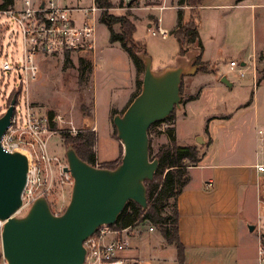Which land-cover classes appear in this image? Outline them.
<instances>
[{"label":"crops","instance_id":"crops-1","mask_svg":"<svg viewBox=\"0 0 264 264\" xmlns=\"http://www.w3.org/2000/svg\"><path fill=\"white\" fill-rule=\"evenodd\" d=\"M116 1L111 0L112 8L109 9H112L109 13L114 15H117L115 11L119 9L113 7ZM135 1L129 0V3ZM137 1H139V5L136 7L126 6L125 2L123 5V9L127 11L124 14L135 24V31L132 34L134 42H142L141 38L135 37L137 33L136 22L143 23L144 28L149 32L150 25L157 18H160V25L170 33L166 38L160 37L164 41L161 46L163 55L158 60L156 67L152 68L154 73L181 67L187 70L188 75L209 74L212 79L210 80L211 83L208 84L226 91L233 88V81L226 78L223 67L225 60H227V65L230 60H233L241 67L243 64H247V66L253 65L256 71L257 87L260 85L262 88L261 84L264 82V0H202L197 10L195 22L202 44L201 59L203 62H207L210 66H213V71H198L196 73L189 72V70L195 69V66L192 64L193 53H188L183 57L177 56L179 44L174 34H172V31L176 28L177 16L172 19L170 25L164 26V18L156 11L157 9L160 11L172 9L178 12L179 0ZM60 5L85 8L66 3H60ZM160 7L163 8L160 9ZM199 10L204 12L203 16L199 15ZM149 15L152 18H149ZM99 16L96 14L97 24L99 23ZM188 17L189 13L182 11V22H187ZM115 26L114 29L116 30ZM106 30L109 45L118 44L121 47L118 42H109L107 27ZM243 33L244 38L242 37ZM96 39L97 36L95 34V46ZM145 41L146 52L148 57H150L149 45L146 39ZM104 47L108 48L105 42ZM103 52V50L100 51L99 60L103 56ZM124 53L126 54L125 57L128 58V71L129 73L131 72V75L127 82L122 83L116 73L113 81H111L113 89L125 88L126 92L124 94L117 96L116 101H114L112 90H108L107 88L105 90H97V78L100 72L98 71L99 65L95 61L94 51L85 54V56H80L86 62H89L90 69L87 81L82 90L79 91L77 100L72 101L75 107L65 110L68 117V119H65L66 121L76 122L78 126L88 127L90 131H92V127H95V131H92L95 135L94 153L95 142L100 129L99 114L101 113L102 124L107 129L110 143L115 145L114 148L112 146V156L103 157L102 160H98L95 155V160L101 163L102 161H115L120 157L121 143L112 136L110 111L115 110L119 114L118 112L124 110L136 89L135 79L137 74L133 66L132 75L130 66L132 62L127 53L125 51ZM150 59L152 67L154 57L152 56ZM73 70H75V75L77 76V70L75 68ZM240 70L242 72H250L247 68L243 67ZM257 70H259L260 75H258ZM243 76L240 77L243 78ZM222 77L226 78L229 85L221 82L220 79ZM249 81H251V78L248 73L247 78L241 82L247 84ZM239 86L242 85L240 84ZM200 93L192 94L189 91V86L185 87L186 99L190 96L197 97L193 100L186 101L185 99L183 106L185 110H182L184 117L188 115L186 107L189 103L198 100ZM252 105H254V101ZM245 111L236 110L231 115L215 119L217 121L213 125L214 133L210 130L200 135L196 133L194 138L200 137L203 140L202 143H198L197 140L193 139V141L183 144L196 145L199 150L200 159L197 163L188 167L189 180L177 197L178 236L183 245L184 253L181 264H249V262L241 259L239 251L242 250L243 246L246 247V241L249 236V233L246 232V226L256 221L260 207L259 201L264 199V174L257 172L254 168L255 164H264V147L257 149L262 144V138L259 137L257 139V131L255 129L256 125L264 127V116H259L257 110H251V116L247 117L243 114ZM179 117L176 115L171 125L174 127L177 144L176 127ZM231 117L240 122V124L233 126V133L229 132L228 129ZM250 120H252V124ZM251 126L252 129L254 128L255 145V149L252 152L244 149L241 145L242 136L247 133L248 135L250 134ZM228 140L231 142L229 146H217L220 142ZM208 183H210L209 186L207 185ZM255 213L256 217L254 218ZM150 226L148 224V227ZM150 232H155L154 228ZM141 237L142 234L128 240L129 246L124 254H126V258H131L130 260L134 259L138 264H149L136 256L139 251L138 246L140 245ZM176 253V259L179 261L178 252Z\"/></svg>","mask_w":264,"mask_h":264},{"label":"rangeland","instance_id":"rangeland-1","mask_svg":"<svg viewBox=\"0 0 264 264\" xmlns=\"http://www.w3.org/2000/svg\"><path fill=\"white\" fill-rule=\"evenodd\" d=\"M221 1V0H215ZM224 1V0H223ZM60 3H66L68 5H78L79 7H91L93 5V0H57ZM185 3L187 8H180L183 12H188L189 17L187 22H183L184 24L189 23L192 20V12L196 16L197 10L199 6L197 4ZM123 5L120 0H117L113 7L119 8L122 10L115 11L117 16L123 15L127 11L123 9ZM139 1H135L133 6H138ZM183 5V4H179ZM109 10L108 12H111ZM157 13H160L164 18V26L170 25L172 19L177 16V11L172 9H164V10H156ZM96 14L98 16L101 14V11H97ZM193 15V16H194ZM199 15H204L202 10H199ZM73 16L76 20L80 21L82 19L81 13H73ZM151 15H149V18ZM152 18V17H151ZM195 18V17H194ZM195 20V19H194ZM4 23L2 29L0 31V63L3 59H7L11 64L15 62L18 65L23 64V46H22V38H21V28L20 25L14 19L10 17H1L0 23ZM222 24V23H221ZM137 25V33L135 37L141 38L143 43H146L145 39L149 45V54L150 57H154V61L151 67L155 68L158 60L162 57L161 46L163 44V40L159 35H152L150 31H146L143 23L136 22ZM96 31L95 34L97 36L96 46L94 48L95 51V61L97 62L98 71L100 72L99 77L97 78L98 88L97 90H108L113 91V100L116 101L117 96H120L126 92L125 88L113 89L111 81L115 77L116 73L118 74L119 80L122 83L128 81L130 77V73L128 71V58L125 57L124 50L119 47V45H109L107 41V30L103 23H96ZM116 30H118L119 25L115 26ZM244 32V31H243ZM170 35L168 31V36ZM244 33L242 34L243 37ZM244 38V37H243ZM108 45L106 49L104 47ZM157 48L155 50V48ZM103 50V56L99 60V53ZM85 54V53H83ZM82 54V55H83ZM80 55V56H82ZM79 55L70 56L69 60L64 57L58 56L53 58H46L43 63H41V74L40 77L25 87V95L26 99L36 108L40 113H45L49 117L60 115L62 117V121H57L55 124V133L52 134L47 142V152L49 155H55L60 158L65 157V151L67 148L63 144L61 134L68 133L71 136H76L81 132L90 131L88 127L78 126L76 122H72L71 124L68 119L65 110H70V107H75L72 101H76L78 97L79 91L85 86V84H79L78 82V74L75 75V70L78 65ZM85 56V55H83ZM227 59V58H225ZM91 61V59H90ZM89 63V62H88ZM65 64H67L65 66ZM131 66V71L133 75V64ZM239 67V65H238ZM187 71L186 69H184ZM223 70L225 71L226 78L228 80L233 81V88L231 90H220L219 87L213 86L210 80L212 77L209 74L199 73L197 75H188L185 74L183 76V88L181 92V100L180 105L175 108L174 118L176 115L180 116L177 120V141L178 144H186L188 141L196 140L194 135L198 133H207L208 130L213 132V125L217 120L221 119L225 115H231L235 113L236 110H246L243 112L247 117L251 116V110H257L259 116H264V82L257 87V77L255 83L252 84L251 81L249 83L241 82L247 78L248 71H243V78L239 76V73L236 70H232L227 65V60H225ZM260 70V69H259ZM259 70H257L258 75H260ZM114 71V72H113ZM138 78L142 80L143 72L138 73ZM20 84V79L17 76V73L2 71L0 68V116L5 112L6 108L9 106L10 100L7 101L8 96L14 90L13 96L17 95L21 88H17ZM242 86H239V85ZM189 86V91L192 94L200 93L199 99L189 103L186 107L188 110L187 117H184V113L182 110L184 102H185V87ZM17 88V89H16ZM16 89V90H15ZM137 88L135 89V91ZM134 91V92H135ZM254 94H253V93ZM12 98V97H11ZM254 101V105L252 102ZM17 109L20 110L21 107L18 105ZM248 110V111H247ZM119 114L123 113V110L118 112ZM231 123L228 127L229 132L233 133V126L235 124H240L238 120L231 117ZM66 121V122H65ZM210 122V124H209ZM252 124V120H250ZM111 123V120H110ZM173 124L171 122H160L156 126L151 129L149 134L150 146L152 149V155H150V159L153 158V154L156 152L159 146L168 144V139L165 134V130ZM73 125L77 133L72 135L67 130L69 126ZM99 133L97 135V139L95 142V155L98 160H102L103 157H110L113 154V148L115 145L110 143V138L108 137L107 129L102 124L101 113L99 114ZM111 128L113 130V126L111 123ZM232 128V129H231ZM257 133V139L262 138L261 146H258L257 149H262L264 147V127L261 125H256L255 127ZM250 134H244L241 139V145L244 149H248L249 151H253L255 149L254 145V128L250 129ZM92 132V131H91ZM219 133V132H217ZM114 137V136H113ZM115 138V137H114ZM116 139V138H115ZM117 140V139H116ZM259 142V141H258ZM189 143V142H188ZM231 144L230 140L220 142L218 147L221 146H229ZM113 146V148H112ZM94 150V146H93ZM123 148L120 144V157H122ZM104 154V155H103ZM108 162V161H107ZM103 162L101 164L107 163ZM70 189L66 187L65 192L60 195L59 189L56 187L53 189L52 193L48 195V200L50 202L52 210L65 209L70 199ZM28 210H25L23 214L27 213ZM256 217V213L254 218ZM148 224L151 225L155 232L148 231ZM253 225L252 230H248V226ZM137 228V233L131 234L128 237L130 240L132 237L138 236L142 234L140 239V245L138 246V254L136 256L139 259H142L143 262H147L149 264H179L177 261V250L173 244H168L164 241V239L159 235L155 226H153L149 221H140L135 226ZM264 227V226H263ZM262 232V227L258 226L257 220L254 223H249L246 226V232L249 233L248 239L246 241V247L243 246L242 250L239 251L241 259L249 262V264H256V245H257V230ZM255 230V231H254ZM264 233V228H263ZM262 233V234H263ZM133 235V236H132ZM109 240V238H107ZM128 249V248H127ZM126 249V250H127ZM125 251L121 253V255L126 258ZM131 259V258H130ZM134 260V259H132ZM246 262V263H247Z\"/></svg>","mask_w":264,"mask_h":264},{"label":"water","instance_id":"water-1","mask_svg":"<svg viewBox=\"0 0 264 264\" xmlns=\"http://www.w3.org/2000/svg\"><path fill=\"white\" fill-rule=\"evenodd\" d=\"M185 74L181 67L154 73L150 57L145 58L139 93L122 114L112 118L123 148L120 163L113 169L95 167L67 149L64 170L70 172L73 185L60 214H53L42 196L24 216H11L21 204L27 159L0 146V219H6L0 243L8 264H83V241L99 226L114 225L127 201L147 207L144 181L152 180L158 167V160L149 156L148 129L180 105V83ZM220 80L229 85L225 77ZM15 101L14 95L0 116V138L10 123ZM196 140L203 142L200 137Z\"/></svg>","mask_w":264,"mask_h":264},{"label":"built area","instance_id":"built-area-1","mask_svg":"<svg viewBox=\"0 0 264 264\" xmlns=\"http://www.w3.org/2000/svg\"><path fill=\"white\" fill-rule=\"evenodd\" d=\"M184 4L179 5L178 8H187L188 6ZM97 11L100 9L94 5L88 8L67 7L60 5L57 0H13L11 5L0 7V19L10 17L20 25L23 46L21 66L16 62L11 64L7 59H3L0 63L2 71L17 73L20 79L17 88H21L16 95L10 123L0 138V146L6 152H20L27 159L21 204L11 216H24L26 214H23L24 211L28 210L37 198L43 196L48 200V195L56 187L60 195L65 192L66 187L70 190L72 188L73 178L69 171L64 170L67 167L66 158L49 155L47 152L48 139L55 133V129L50 127V122L62 121V117L60 115L49 117L45 113L38 112L36 106L26 99L25 87L39 78L41 63L46 58L80 56L83 53L94 52ZM75 12L83 14L79 22L73 17ZM2 26H4L3 22L0 23V31ZM149 31L152 35H159L161 38H166L168 35V31L160 25V18L150 25ZM228 66L236 70L239 76L243 75L240 68H247L250 71L252 84L255 83L256 71L253 65L243 64L242 67H238L236 61L230 60ZM18 105L21 107L20 110L17 109ZM91 130L95 131V127ZM67 131L72 135L77 133L73 125L69 126ZM93 166L102 167V164L95 160ZM254 168L264 174V164H255ZM207 185L209 186L210 183ZM259 203L256 220L258 226L262 227V232L259 228L256 232L258 236L256 264H264V199ZM49 206L53 214L62 212L61 209L52 210L50 202ZM5 221L6 219H0V238ZM137 224L138 222L120 229H113L109 225L99 226L83 241L85 249L83 264H138L137 261L121 255L129 246V235L138 232L135 227ZM148 230L152 231L153 227H148ZM0 264H8L1 243Z\"/></svg>","mask_w":264,"mask_h":264},{"label":"trees","instance_id":"trees-1","mask_svg":"<svg viewBox=\"0 0 264 264\" xmlns=\"http://www.w3.org/2000/svg\"><path fill=\"white\" fill-rule=\"evenodd\" d=\"M120 1L122 4L125 2V0ZM201 2L202 0H179L180 4L192 3L191 5H193L195 3L198 6L201 5ZM12 3L13 0H2L0 7H7ZM133 3L134 2L129 3V6H133ZM93 4L101 11L99 22L103 23L108 29L109 42H118L120 44L121 48L130 58L137 75L143 72L145 58L148 57V55L143 42H134L132 40V34L135 31V24L133 21L125 14L117 16L109 13V9L112 8L111 0H93ZM193 15L194 12L191 14L192 20L184 24L182 22V11L178 10L176 28L172 31V34H174L179 44L177 56L183 57L188 53H193L194 57L192 64L195 66L194 73L198 71L212 72L213 66H210L207 62H203L201 59L202 44L198 34L197 24L194 20L197 14L196 16ZM115 25H119L118 31L114 29ZM65 58L69 60L68 55H66ZM66 65L67 64H65V66ZM89 69L88 62L82 57H79L76 70L80 85L86 83ZM182 80L180 83V94L183 88ZM141 85L142 80L137 76L135 79L137 90L133 93L130 102L139 93ZM13 94L14 91L8 97L7 101L11 99ZM196 97L197 96H190L186 101L193 100ZM174 112L175 108L165 119L153 122L148 129V137L151 129L158 123L173 121ZM116 114L117 112L115 110L110 111L111 123L112 118ZM112 126V136L118 139L113 123ZM50 127H55L53 121L50 122ZM165 134L168 139V144L159 146L153 154V159L158 160V167L154 173V177L152 180L144 181L147 207L144 209L132 200L127 201L125 207L117 217L115 224L110 225V227L113 229H120L140 221H149L155 226L166 243L175 245L178 252V260L181 264L183 262L184 253L183 245L178 236L177 197L189 180L188 167L197 163L200 156L196 145H178L176 143L173 126L168 127L165 130ZM61 138L65 147L67 149H73L80 159L92 165L95 163V153L93 150L95 135L93 132H81L76 136L62 133ZM152 153L149 140V156L152 155ZM120 159L121 157H119L118 160L104 163L102 167L113 169L120 163Z\"/></svg>","mask_w":264,"mask_h":264}]
</instances>
